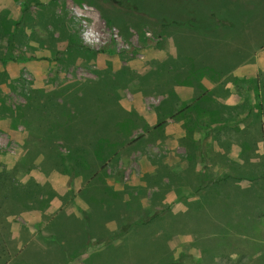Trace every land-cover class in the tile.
<instances>
[{
	"label": "rangeland",
	"instance_id": "rangeland-1",
	"mask_svg": "<svg viewBox=\"0 0 264 264\" xmlns=\"http://www.w3.org/2000/svg\"><path fill=\"white\" fill-rule=\"evenodd\" d=\"M257 1L0 2V264H264Z\"/></svg>",
	"mask_w": 264,
	"mask_h": 264
},
{
	"label": "crops",
	"instance_id": "crops-1",
	"mask_svg": "<svg viewBox=\"0 0 264 264\" xmlns=\"http://www.w3.org/2000/svg\"><path fill=\"white\" fill-rule=\"evenodd\" d=\"M177 2V12L182 16L200 14L214 23L212 16L217 19L215 22L221 20L227 26L231 22H244L248 19L246 16L249 13L257 15L259 13L258 8L262 7L257 0H253V5H257V8L254 7L250 11L245 8L242 0H177ZM260 12L263 13L264 11ZM245 17L246 19H244ZM217 24L219 25L220 22Z\"/></svg>",
	"mask_w": 264,
	"mask_h": 264
},
{
	"label": "trees",
	"instance_id": "trees-1",
	"mask_svg": "<svg viewBox=\"0 0 264 264\" xmlns=\"http://www.w3.org/2000/svg\"><path fill=\"white\" fill-rule=\"evenodd\" d=\"M211 18H215V17H212L211 16ZM185 21H182L181 23H185V22H188V23H190L191 25H193L192 23H203V22H209L208 21V19L205 17V16H202V15H200V14H194V16L193 17H191V19H190V15H185ZM176 22H180V20L178 19V21H176ZM211 22V21H210ZM212 23V22H211ZM196 25V24H195ZM199 25H201V24H199ZM220 26H224V24H219ZM197 26V25H196ZM194 27L193 26V29L194 30H196L197 31V29H199L198 27ZM195 69V68H194ZM216 70H219V69H216ZM205 94H201L200 95V97H198V98H196V100L194 101V104H198V105H202V104H204V103H207L208 102V99L207 98H205ZM172 118V117H171ZM5 176H3V175H0V189H3V188H6L5 187ZM29 194V192L27 193V195ZM8 199V197L7 196H5L4 197V199L3 200H7ZM156 218V217H155ZM155 218H151V219H147L146 220V217H144V216H142V219L139 221V223H142V224H144V225H148V224H151L153 221H155ZM89 219V218H88ZM88 219H87V216L85 217L84 216V218L82 219V223H84V224H86V223H88ZM146 220V221H145ZM102 244V242L101 241H96V243H95V247H97V246H99L100 247V245ZM92 246L91 245H83V254L82 255H80V258H85V260H94L95 258L94 257H97V255L99 254L98 252H100V250H102V248H99V249H96L92 254L91 253H87V250H88V248H91ZM94 247V248H95ZM79 256V255H78ZM114 256H117V258L119 259V254H114ZM169 257V256H168ZM169 259H171V258H168V260ZM211 259V258H210ZM167 264V263H166ZM168 264H173V262H172V260L168 263ZM174 264H177V262H175Z\"/></svg>",
	"mask_w": 264,
	"mask_h": 264
}]
</instances>
